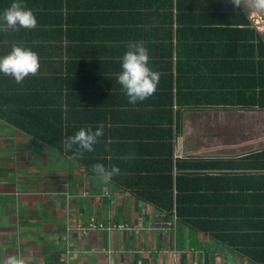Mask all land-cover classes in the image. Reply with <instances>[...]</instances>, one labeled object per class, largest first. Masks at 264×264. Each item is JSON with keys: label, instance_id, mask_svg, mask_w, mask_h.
Returning <instances> with one entry per match:
<instances>
[{"label": "crops", "instance_id": "0c3cea01", "mask_svg": "<svg viewBox=\"0 0 264 264\" xmlns=\"http://www.w3.org/2000/svg\"><path fill=\"white\" fill-rule=\"evenodd\" d=\"M132 1L142 6L149 2ZM75 2L95 5L106 0ZM124 25H112L114 34L122 36L114 44L116 47L109 46L113 51L111 57L116 59L109 62L117 73L122 70L121 60L128 45L140 43L134 40L131 28L126 30ZM23 29L31 34L37 31V28L31 29L34 32ZM141 33L144 35L146 31ZM117 50L122 54L120 57L114 55ZM49 52L47 56L51 55ZM66 59L60 55L43 60V65L49 68L63 64L59 81L47 79L48 85L58 89L63 112H68L63 122L74 132L89 126L95 131L103 123V135L93 151H83L86 163L82 159L77 162L71 154L55 150L0 122V264L7 256L17 254L28 264H241V258L210 233L166 216L164 208L144 201L141 196L169 191L168 174L164 170L171 151L172 186L177 177L181 179L178 194L187 196L188 202L199 207L197 211L202 216L197 219L207 225L213 222L220 228L242 225L239 223L242 218L234 217V210L239 215L248 206L243 204L242 196L246 200L252 194L264 198V192H242V170L218 169L215 160L228 164L263 149L264 145H246L242 150L236 142L231 153L226 134L215 136L213 124L202 130L194 128L195 121L202 124L204 115L212 112L223 115L224 109H179L178 120L174 109L175 120L169 125L162 119L163 113L149 112L148 98L144 106L135 102L129 107L128 97L118 90L119 86H102L86 75L71 79L77 61ZM52 73L59 75L57 70ZM84 82L87 86L81 89ZM150 121L154 124L152 129ZM125 122H128L126 134H120L118 129ZM221 130L229 132L224 126ZM62 133L65 135V130ZM166 135L173 143L166 140ZM97 163L109 169L117 166L120 173L104 181L92 170ZM220 197L227 201L225 205L214 203ZM201 202L206 204L200 206ZM253 203L264 211L261 204ZM216 208L234 214L218 215L220 211ZM92 220L124 223L130 229H93L88 233L76 229ZM220 232L227 234L225 229Z\"/></svg>", "mask_w": 264, "mask_h": 264}, {"label": "trees", "instance_id": "16d2710c", "mask_svg": "<svg viewBox=\"0 0 264 264\" xmlns=\"http://www.w3.org/2000/svg\"><path fill=\"white\" fill-rule=\"evenodd\" d=\"M13 2L0 0V16ZM22 3L36 12L37 31L29 29L34 32L31 34L23 28L5 31L0 27V56L8 54L13 45H20L35 50L41 65L36 75H29L20 83L0 73V122L55 150L65 151L63 140L76 131L63 122L64 114L67 119L68 112L62 110L63 101L57 98V87L47 84L48 78L49 81L61 79L63 64L60 62L57 67L49 68L43 65V60L60 55L68 60L75 59L77 63L71 79L86 75L102 86H119L118 90L124 95L125 91L117 81L116 68L109 62L116 61L111 57L113 51L109 46L116 47L114 44L122 37L114 34L112 25L121 23L125 24L126 30L131 28L134 40L148 49L149 66L160 74L148 104L149 112L163 113L165 123L170 125L178 120L181 117L179 109L185 108L264 111V36L240 3L239 6L233 0H149L145 6L132 0H106L95 5L78 4L75 0ZM0 26H4L2 20ZM143 31H146L144 35ZM48 50L50 56H47ZM119 51L114 55L120 57ZM66 66L69 70V62ZM52 70H57L60 76ZM84 86H87L85 82L81 89ZM136 103L146 105L145 99ZM128 104L129 107L134 105L129 100ZM127 123L118 129L120 134H126ZM150 123L152 129L154 124ZM166 140L171 141V137L166 135ZM75 148L73 146V150ZM65 152L73 156V151ZM84 155L83 152L82 156L73 157L77 162L82 159L86 163ZM215 163H218V169L242 170V192H264V148L228 164L223 160H215ZM164 171L168 174L166 189L169 191L163 195H142L144 201L164 208L166 216L189 222L198 230L210 233L224 248H231L241 258V264H264V211L254 207L253 203L258 202L264 208L263 197L252 194L246 200L242 196L243 204L248 206L239 215L235 210L234 214L228 209H215L220 211L218 215L234 214V217L242 218L239 222L242 225H226L225 228L217 227L213 222L207 225L197 219L202 216L197 211L199 207L188 202L187 196L178 194L181 179L177 177L172 186L171 151H168ZM214 203L225 205L227 201L220 197ZM204 204L201 202L200 206ZM224 229L227 234L220 232Z\"/></svg>", "mask_w": 264, "mask_h": 264}, {"label": "clouds", "instance_id": "9594fccd", "mask_svg": "<svg viewBox=\"0 0 264 264\" xmlns=\"http://www.w3.org/2000/svg\"><path fill=\"white\" fill-rule=\"evenodd\" d=\"M233 3L239 6V0H233ZM255 5L264 8V0H255ZM3 21V30L19 28L32 29L37 25V19L33 11L27 8L19 0L14 2L4 10L0 16ZM148 49L142 43H130L128 50L121 60V72L118 73L117 81L122 85L129 103L142 101L156 91L160 80V74L149 66ZM40 63L38 54L30 48L13 45L11 51L0 56V73L11 76L17 83L22 82L29 75H36L39 71ZM104 125L93 131L89 126L87 129L81 128L73 136L63 140L65 151H73V156H82L83 151H93L94 145L99 143V137L103 135ZM73 146H76L73 150ZM128 157H126L127 159ZM95 172L104 181H110L115 175H119L120 169L112 166L110 169L103 164H94L92 166ZM3 264H28V261L22 255H9Z\"/></svg>", "mask_w": 264, "mask_h": 264}, {"label": "rangeland", "instance_id": "374dc122", "mask_svg": "<svg viewBox=\"0 0 264 264\" xmlns=\"http://www.w3.org/2000/svg\"><path fill=\"white\" fill-rule=\"evenodd\" d=\"M244 10L248 13L250 20L254 26L264 36V8H259L255 5V0H239ZM213 113V112H212ZM206 114L202 119V124H198L195 121L194 128L202 130L208 126H213L214 134L219 135L225 133L227 140H229L230 151L234 153V146L237 143L242 146V150L245 146H260L264 145V111H248L234 109L232 111L224 110V114ZM228 129L226 132L222 129ZM237 142V143H236ZM239 150V149H237ZM81 232V229H77ZM82 233V232H81Z\"/></svg>", "mask_w": 264, "mask_h": 264}, {"label": "built area", "instance_id": "2783aa9c", "mask_svg": "<svg viewBox=\"0 0 264 264\" xmlns=\"http://www.w3.org/2000/svg\"><path fill=\"white\" fill-rule=\"evenodd\" d=\"M76 229H81L82 233H88L93 229H106L108 231H111V230H129L130 227L124 223L108 222L107 224H104L101 221L96 222L92 220L87 225H78Z\"/></svg>", "mask_w": 264, "mask_h": 264}]
</instances>
